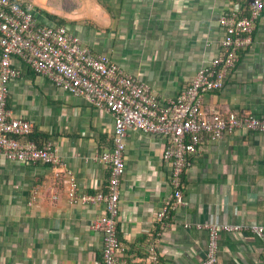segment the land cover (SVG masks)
I'll list each match as a JSON object with an SVG mask.
<instances>
[{
	"label": "crops",
	"instance_id": "0c3cea01",
	"mask_svg": "<svg viewBox=\"0 0 264 264\" xmlns=\"http://www.w3.org/2000/svg\"><path fill=\"white\" fill-rule=\"evenodd\" d=\"M25 3L33 5L40 24L62 19L83 47L146 83L161 104L177 97L197 70L218 55L226 33L219 19L237 5L234 0ZM13 63L20 76L8 85L7 106L13 116L33 124L30 140L38 146L52 144L64 167L0 157V264H101L103 234L92 222L105 206L71 204L63 171L72 173L79 195L106 191L108 168L94 157L111 149L113 118L18 59ZM202 109L223 117L264 118V12L222 88L203 96ZM124 142L117 219L121 248L116 255L125 264H200L207 232L194 225L210 218L264 225V132L237 130L217 141L202 135L182 177L183 204L161 222L156 217L172 193L162 160L166 140L132 129ZM34 186L39 194L30 206ZM218 264H264V241L246 232L223 233Z\"/></svg>",
	"mask_w": 264,
	"mask_h": 264
},
{
	"label": "built area",
	"instance_id": "2783aa9c",
	"mask_svg": "<svg viewBox=\"0 0 264 264\" xmlns=\"http://www.w3.org/2000/svg\"><path fill=\"white\" fill-rule=\"evenodd\" d=\"M247 8L248 16L241 15L237 4L220 17L219 25L229 30L221 39V52L197 70L177 97L161 104L146 83L126 75L103 55L91 53L65 26L40 24L31 3L0 0V157L24 165L64 167L50 142L38 146L28 138L33 124L13 116L6 107L8 85L20 76L13 63L15 59L59 89L85 99L113 118L111 149L94 157L108 168L106 191L79 195L74 176L66 169L63 171L71 204L102 202L105 206L104 214L92 222V227L103 234L101 264H125L116 253L121 248L117 219L127 131L138 130L166 140L162 160L169 168L172 193L158 212L159 222L183 204L182 177L198 152L202 135L217 141L237 130L264 132V118L237 113L223 117L218 111L206 113L202 109L203 96L221 89L227 73L238 61V49L250 43L255 22L264 10V0H250ZM38 194V187L34 186L29 194L30 206L35 204ZM184 227L189 229L191 225ZM194 227L207 232L205 256L200 264H218L219 238L223 233L246 232L264 241V225L260 223L231 224L210 218ZM149 251L155 261L154 248Z\"/></svg>",
	"mask_w": 264,
	"mask_h": 264
},
{
	"label": "trees",
	"instance_id": "16d2710c",
	"mask_svg": "<svg viewBox=\"0 0 264 264\" xmlns=\"http://www.w3.org/2000/svg\"><path fill=\"white\" fill-rule=\"evenodd\" d=\"M15 1H18V2H21V3H25V1H29V0H15ZM24 1V2H23ZM234 1H236V3L240 6V9H241V15L242 16H248V2L250 1V0H234ZM263 12H264V10H263ZM262 12V13H263ZM261 13V14H262ZM261 16V15H260ZM259 16V17H260ZM53 19H57V17H52ZM57 23H54V25H57V26H59V25H62L63 23H64V21L62 20V19H57ZM44 25V24H43ZM226 32H229V30H226ZM225 35V34H224ZM223 35V36H224ZM242 49H238V53H239V51H241ZM221 52V41H220V50H219V53ZM218 53V54H219ZM238 55V54H237ZM218 56V55H217ZM216 56V57H217ZM215 58V57H214ZM236 65V64H235ZM232 70V69H231ZM222 88V87H221ZM220 90V89H219ZM219 90H214V91H219ZM214 91H212V92H214ZM6 107L8 108V106H7V102H6ZM9 109V108H8ZM112 146V145H111Z\"/></svg>",
	"mask_w": 264,
	"mask_h": 264
}]
</instances>
